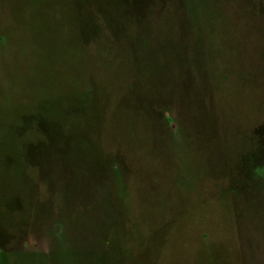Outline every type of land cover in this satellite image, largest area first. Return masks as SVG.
<instances>
[{"label":"rangeland","instance_id":"1","mask_svg":"<svg viewBox=\"0 0 264 264\" xmlns=\"http://www.w3.org/2000/svg\"><path fill=\"white\" fill-rule=\"evenodd\" d=\"M0 264H264V0H0Z\"/></svg>","mask_w":264,"mask_h":264}]
</instances>
